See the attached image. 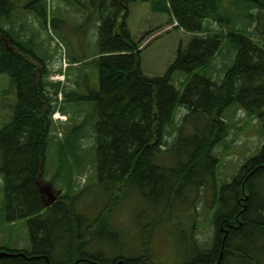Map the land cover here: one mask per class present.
I'll list each match as a JSON object with an SVG mask.
<instances>
[{
    "label": "trees",
    "instance_id": "trees-1",
    "mask_svg": "<svg viewBox=\"0 0 264 264\" xmlns=\"http://www.w3.org/2000/svg\"><path fill=\"white\" fill-rule=\"evenodd\" d=\"M17 1L0 0V74L17 90L14 114L0 127V175L3 215L9 222L27 219L33 248H0L10 253L0 264H149L147 252L112 260L85 254L87 237L106 224L110 205L84 227L68 199L87 165L80 136L87 120L96 119L97 175L118 189L134 184L149 197L158 191L165 196L158 202L171 207L183 191L214 185L223 159L217 148L227 152L232 124L240 122H228L224 112L234 106L264 122V0H227L245 7L250 20L242 27L220 13L224 0H102L99 52L88 61L98 65L100 85L88 95L94 111L80 122L57 102L66 85L47 78L45 60L23 38L25 25L13 21ZM137 1H149L191 33L162 76L140 68L141 50L126 22ZM226 44L235 62L216 76L213 64ZM58 109L67 121L54 122ZM51 148L57 159L51 181L65 193L46 208L38 184L47 176ZM165 153L175 154L176 164H165ZM213 204L219 212L211 217L212 240L180 264H264V143L230 182L216 186ZM58 248L69 252L66 260L56 259Z\"/></svg>",
    "mask_w": 264,
    "mask_h": 264
},
{
    "label": "rangeland",
    "instance_id": "rangeland-1",
    "mask_svg": "<svg viewBox=\"0 0 264 264\" xmlns=\"http://www.w3.org/2000/svg\"><path fill=\"white\" fill-rule=\"evenodd\" d=\"M101 2L102 0H18L17 11L13 14V21L26 27L23 38L29 43L28 46H33L36 53L45 62L48 61V68L51 70L48 79L51 75L53 79L58 77V73L64 74L62 59L67 57L68 62H71L65 71V80L61 81L63 87L66 85L64 93L62 91L57 95V102L64 105L77 122L94 111V100L89 99L88 95L98 90L100 85L98 65L95 62L83 63L99 52L97 19L102 14ZM252 9L255 10L253 7ZM220 13L228 16L238 27L247 26L250 20L246 18L248 14L244 6H230L227 0L222 2ZM126 22L136 43L147 36L149 31L155 32L163 29L160 28L161 25L171 24L169 14L153 11L149 1L134 2L130 6ZM18 36L21 38V33ZM190 39V33L173 27L146 41L140 54L143 73L149 77L163 75L175 59L180 44L187 46ZM233 53L235 51L230 45H224L223 55L216 56L213 64L216 76L223 74L235 62V56L231 58ZM72 58L78 59L79 63H74ZM16 101L17 90L13 87L11 78L0 74V127L14 114L12 105ZM247 115L234 106L224 112L228 122L240 120L236 124L240 127L232 124L233 128L227 138V142H231L227 152L223 151L222 146L217 148L223 159L214 185L202 186L197 194L190 189L183 191L182 196L171 207L162 204L163 200L158 202L159 198L165 197L158 191L155 194L151 192L152 196L149 197L134 184L118 189L116 185L98 178L96 133L93 126L96 119L92 123L87 120L80 136V145L88 160L84 170L86 172L77 176V183L81 185H76L67 193L68 199L84 227L91 225L109 205L110 213L100 231L94 237H87L89 241L84 246L85 254L112 260L120 255L126 259L139 258L147 252L149 264H180L198 251L199 243L210 242L214 235L211 217L219 212L215 211L213 204L216 186L218 189L226 181L230 182L238 169L259 153L264 143V122L256 116ZM54 116L56 118L60 115L55 112ZM160 157L165 158V164H171L169 166L176 164L173 153H165ZM56 161L54 148H51L45 178L50 184H53L50 179L56 171ZM83 177L86 178L85 181ZM60 188L64 186L60 185ZM112 198L116 200L113 201ZM4 202L5 181L0 175V228L3 229V233L0 232V243L10 242L30 250L27 222L22 219L15 224L7 221L3 215ZM161 216L163 218L160 219ZM158 219L160 221L157 223ZM68 254V251L58 248L55 257L66 260Z\"/></svg>",
    "mask_w": 264,
    "mask_h": 264
},
{
    "label": "water",
    "instance_id": "water-1",
    "mask_svg": "<svg viewBox=\"0 0 264 264\" xmlns=\"http://www.w3.org/2000/svg\"><path fill=\"white\" fill-rule=\"evenodd\" d=\"M39 191L47 205H50L56 201L57 194L55 193L52 184H39ZM9 254L10 253H8L7 251H1L0 257L8 256ZM120 264H124L123 261H121Z\"/></svg>",
    "mask_w": 264,
    "mask_h": 264
},
{
    "label": "crops",
    "instance_id": "crops-1",
    "mask_svg": "<svg viewBox=\"0 0 264 264\" xmlns=\"http://www.w3.org/2000/svg\"><path fill=\"white\" fill-rule=\"evenodd\" d=\"M22 220H25L26 222H27V219H22ZM8 221V220H7ZM15 222L16 221H13V222H11V223H13V224H15ZM27 227H28V222H27ZM3 227H4V225H3ZM3 229L2 228H0V232H1V234L3 233V231H2ZM29 231V230H28ZM29 237H30V235H29ZM30 241H31V239H30ZM0 248H11V249H28L27 247H23V246H21V245H16V244H11L10 242H8V243H0ZM33 248V246H32V242H31V249ZM30 249V250H31Z\"/></svg>",
    "mask_w": 264,
    "mask_h": 264
},
{
    "label": "bare ground",
    "instance_id": "bare-ground-1",
    "mask_svg": "<svg viewBox=\"0 0 264 264\" xmlns=\"http://www.w3.org/2000/svg\"><path fill=\"white\" fill-rule=\"evenodd\" d=\"M225 36V35H224ZM12 47H14L13 45H11Z\"/></svg>",
    "mask_w": 264,
    "mask_h": 264
}]
</instances>
